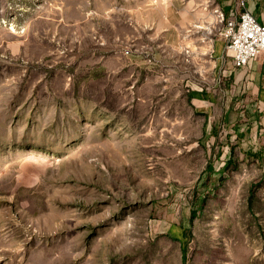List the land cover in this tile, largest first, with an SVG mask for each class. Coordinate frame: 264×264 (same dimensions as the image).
Wrapping results in <instances>:
<instances>
[{"label":"rangeland","instance_id":"obj_1","mask_svg":"<svg viewBox=\"0 0 264 264\" xmlns=\"http://www.w3.org/2000/svg\"><path fill=\"white\" fill-rule=\"evenodd\" d=\"M168 3L0 0V264H264V103Z\"/></svg>","mask_w":264,"mask_h":264},{"label":"crops","instance_id":"obj_2","mask_svg":"<svg viewBox=\"0 0 264 264\" xmlns=\"http://www.w3.org/2000/svg\"><path fill=\"white\" fill-rule=\"evenodd\" d=\"M201 1L202 0H191L190 4L186 6L184 4V0L182 1L176 0L175 2L173 0H170V3L165 5L166 6L165 12L167 15L165 17L166 28L163 33L168 46L178 48V46L174 45V42L172 41L171 33L174 29V24H175V29L178 33L176 35L177 39H179L181 36L179 29L180 28L185 30L187 29L186 32L182 31L183 32L182 39H184L183 41L186 43H188L187 42L188 37L192 36L188 34L189 32H191L190 28H195L196 30L197 29L203 30L205 28H208L210 30L211 27L208 25L212 24V21L208 20L206 14L212 16L211 10H206L204 7L203 8L204 11H202ZM217 2L219 3V5H221L222 8H224L227 11V15H229L230 14L229 0H217ZM247 8L256 17L258 22L264 25V0H250L248 2ZM196 10L198 12L194 13ZM242 11H243L242 9H239L238 13H241ZM201 36H202V41L205 42L202 43L200 38H198L199 40L197 39L196 48H200L201 52L199 53L202 54L203 57L211 56L214 60H216V63L220 66H223L227 62L225 65L227 66L230 65V67H232V60L226 57L227 44L225 40L222 37H219L218 39L214 40L215 35H210V34L206 35L205 32H202V34L200 33V37ZM184 46H185L184 48H191V46H186V45ZM238 75L239 76H237L238 78L237 81L238 80L243 81L244 79H246L248 84H253L255 87L258 88V93H257L258 99H260L261 103H264V57L252 61L248 67L239 70ZM202 96L204 97L203 94L202 95L199 94L198 97H202Z\"/></svg>","mask_w":264,"mask_h":264},{"label":"built area","instance_id":"obj_3","mask_svg":"<svg viewBox=\"0 0 264 264\" xmlns=\"http://www.w3.org/2000/svg\"><path fill=\"white\" fill-rule=\"evenodd\" d=\"M249 1L229 0L230 14L227 15V11L217 0H202V5L206 10H211L214 18L212 24L208 25L211 30L205 28L208 29L205 34L225 40L226 57L233 60L232 64L237 70L244 69L252 61L264 57V25L248 10ZM239 9L243 11L238 13Z\"/></svg>","mask_w":264,"mask_h":264},{"label":"trees","instance_id":"obj_4","mask_svg":"<svg viewBox=\"0 0 264 264\" xmlns=\"http://www.w3.org/2000/svg\"><path fill=\"white\" fill-rule=\"evenodd\" d=\"M194 216H196V213L194 214ZM183 236H186V232L183 233ZM180 240H181V242L186 243V241L184 239L180 238Z\"/></svg>","mask_w":264,"mask_h":264},{"label":"bare ground","instance_id":"obj_5","mask_svg":"<svg viewBox=\"0 0 264 264\" xmlns=\"http://www.w3.org/2000/svg\"><path fill=\"white\" fill-rule=\"evenodd\" d=\"M210 30H211V28H210Z\"/></svg>","mask_w":264,"mask_h":264}]
</instances>
